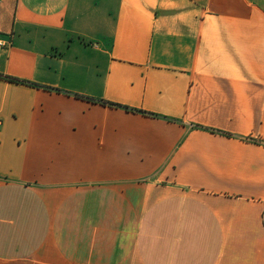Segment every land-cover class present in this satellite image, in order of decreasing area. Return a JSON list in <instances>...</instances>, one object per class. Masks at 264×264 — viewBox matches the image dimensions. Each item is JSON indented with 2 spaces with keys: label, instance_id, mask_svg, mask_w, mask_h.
Instances as JSON below:
<instances>
[{
  "label": "crops",
  "instance_id": "0c3cea01",
  "mask_svg": "<svg viewBox=\"0 0 264 264\" xmlns=\"http://www.w3.org/2000/svg\"><path fill=\"white\" fill-rule=\"evenodd\" d=\"M0 121V264H264V0H0Z\"/></svg>",
  "mask_w": 264,
  "mask_h": 264
},
{
  "label": "trees",
  "instance_id": "16d2710c",
  "mask_svg": "<svg viewBox=\"0 0 264 264\" xmlns=\"http://www.w3.org/2000/svg\"><path fill=\"white\" fill-rule=\"evenodd\" d=\"M7 80L11 81V82H15V83H22V84H28L27 82L24 81H20L11 77H7ZM112 105V104H111Z\"/></svg>",
  "mask_w": 264,
  "mask_h": 264
},
{
  "label": "built area",
  "instance_id": "2783aa9c",
  "mask_svg": "<svg viewBox=\"0 0 264 264\" xmlns=\"http://www.w3.org/2000/svg\"><path fill=\"white\" fill-rule=\"evenodd\" d=\"M0 126H1V121H0Z\"/></svg>",
  "mask_w": 264,
  "mask_h": 264
}]
</instances>
